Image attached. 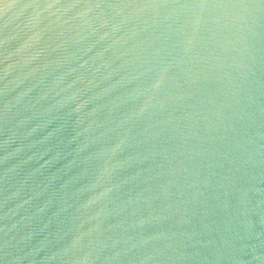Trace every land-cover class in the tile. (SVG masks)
Wrapping results in <instances>:
<instances>
[{"label":"water","instance_id":"1","mask_svg":"<svg viewBox=\"0 0 264 264\" xmlns=\"http://www.w3.org/2000/svg\"><path fill=\"white\" fill-rule=\"evenodd\" d=\"M0 264H264V0H0Z\"/></svg>","mask_w":264,"mask_h":264}]
</instances>
